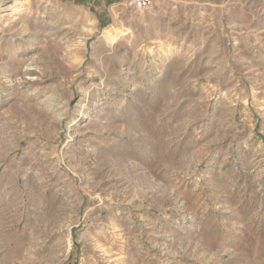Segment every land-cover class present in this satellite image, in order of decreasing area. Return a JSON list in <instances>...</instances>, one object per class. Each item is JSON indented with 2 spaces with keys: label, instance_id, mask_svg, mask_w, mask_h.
<instances>
[{
  "label": "rangeland",
  "instance_id": "374dc122",
  "mask_svg": "<svg viewBox=\"0 0 264 264\" xmlns=\"http://www.w3.org/2000/svg\"><path fill=\"white\" fill-rule=\"evenodd\" d=\"M0 264H264V0H0Z\"/></svg>",
  "mask_w": 264,
  "mask_h": 264
},
{
  "label": "built area",
  "instance_id": "2783aa9c",
  "mask_svg": "<svg viewBox=\"0 0 264 264\" xmlns=\"http://www.w3.org/2000/svg\"><path fill=\"white\" fill-rule=\"evenodd\" d=\"M154 0H128L129 5L136 10H145L153 4Z\"/></svg>",
  "mask_w": 264,
  "mask_h": 264
}]
</instances>
